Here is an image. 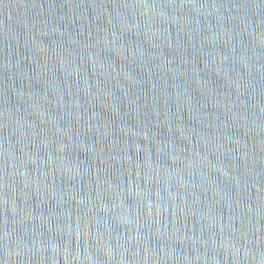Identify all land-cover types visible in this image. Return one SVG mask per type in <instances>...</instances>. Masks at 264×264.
<instances>
[{"label": "water", "instance_id": "water-1", "mask_svg": "<svg viewBox=\"0 0 264 264\" xmlns=\"http://www.w3.org/2000/svg\"><path fill=\"white\" fill-rule=\"evenodd\" d=\"M0 264H264V0H0Z\"/></svg>", "mask_w": 264, "mask_h": 264}]
</instances>
